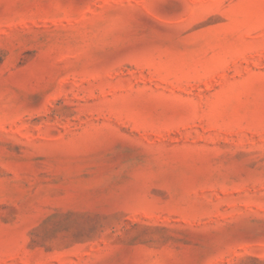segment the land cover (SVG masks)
<instances>
[{"label": "rangeland", "instance_id": "rangeland-1", "mask_svg": "<svg viewBox=\"0 0 264 264\" xmlns=\"http://www.w3.org/2000/svg\"><path fill=\"white\" fill-rule=\"evenodd\" d=\"M0 264H264V0H0Z\"/></svg>", "mask_w": 264, "mask_h": 264}]
</instances>
